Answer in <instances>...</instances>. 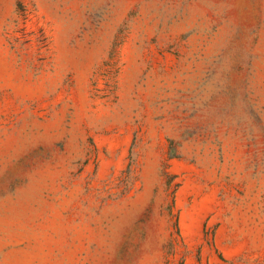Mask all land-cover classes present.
Wrapping results in <instances>:
<instances>
[{
	"label": "rangeland",
	"instance_id": "rangeland-1",
	"mask_svg": "<svg viewBox=\"0 0 264 264\" xmlns=\"http://www.w3.org/2000/svg\"><path fill=\"white\" fill-rule=\"evenodd\" d=\"M0 264H264V0H0Z\"/></svg>",
	"mask_w": 264,
	"mask_h": 264
}]
</instances>
